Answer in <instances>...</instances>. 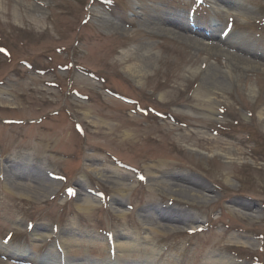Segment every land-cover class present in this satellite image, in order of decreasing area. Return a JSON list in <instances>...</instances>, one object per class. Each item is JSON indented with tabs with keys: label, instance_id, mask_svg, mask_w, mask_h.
Wrapping results in <instances>:
<instances>
[{
	"label": "rangeland",
	"instance_id": "rangeland-1",
	"mask_svg": "<svg viewBox=\"0 0 264 264\" xmlns=\"http://www.w3.org/2000/svg\"><path fill=\"white\" fill-rule=\"evenodd\" d=\"M172 20L221 51L236 52L220 38L249 50L254 64L177 38ZM262 55L264 0H0V162L39 172L20 183H55L35 195L0 176V250L22 255L0 260L151 264L152 247V264H213L218 253L264 264ZM208 67L221 79L232 69L212 103ZM162 179L209 200L162 190ZM172 208L197 221H141ZM116 231L147 242L118 253ZM62 232L72 237L64 251Z\"/></svg>",
	"mask_w": 264,
	"mask_h": 264
},
{
	"label": "bare ground",
	"instance_id": "bare-ground-1",
	"mask_svg": "<svg viewBox=\"0 0 264 264\" xmlns=\"http://www.w3.org/2000/svg\"><path fill=\"white\" fill-rule=\"evenodd\" d=\"M160 19V18H159ZM161 21V19H160ZM166 23H169L168 21H166ZM171 26L174 27V29H176V31L174 32V34L176 35L177 38H182L184 40H188L192 43H194L197 47H205V49L210 50V51H220L227 55L230 56V58L232 60H236L237 64H254L253 62L248 61V59L246 60V57H244V55L249 56V53H251L249 50H246L243 47L238 46L235 43H228L226 39H219V42H226L228 44V46H230L231 50H235L236 52H232V51H228V50H219V46L215 43V44H204L203 42H200L197 38H193L189 35H187L188 33H192V34H196L198 36H202L203 34L201 32L194 31L192 29H189L188 27L180 24L177 21L172 20V22L169 23ZM163 28V29H162ZM162 30H166L168 32H173L174 29H167L164 27H162ZM205 36V35H203ZM202 36V37H203ZM141 51V50H140ZM238 52V53H237ZM253 54V53H251ZM264 57V55H262ZM210 67H208L205 70L204 76L207 77V81H208V90L205 92V98H206V102L209 103L212 101H215L214 99L212 100L210 97V93L213 92H222V89H226L229 85L228 81L229 78H232V69L230 67H227V69L225 71H222V79L218 77V75L216 74L217 72H212L211 69H209ZM128 72H130L128 70ZM129 75L132 78H136L137 74L134 72H130ZM249 93L253 94L255 93V89L253 87H249ZM214 93V94H215ZM259 116L262 120V124L264 126V107L263 109L259 112ZM225 155V154H224ZM225 157H227L225 155ZM230 159V158H229ZM30 167V166H28ZM33 168V167H30ZM37 169V168H36ZM36 174H39L36 173ZM34 171L31 170H23L21 172H11L10 170H7L2 163L0 162V176L3 177L4 180L8 181V183H11L13 187H17V188H21V189H26L28 191H30L31 193L35 194V195H44L47 192L51 191L54 188L55 183L47 178H45L44 180L38 182V181H30L29 183L25 182L24 183H20L18 179L20 178H35L36 176ZM31 182H33L34 184L32 185ZM158 187H160L162 190H164L165 188L168 189L169 192H173V193H179V192H186V193H190L195 199H201V200H209L207 198L206 195L202 194L199 190L193 189L192 187H187L185 185L179 184V182L177 181H172L169 182L168 180H157L155 183ZM118 185H121V189H123L124 185L123 183H120ZM178 190H180L178 192ZM86 197V196H85ZM83 207H87L86 205ZM167 208V207H166ZM171 208V207H170ZM244 208V207H243ZM247 208V207H246ZM150 210H152V208H150ZM244 210V209H243ZM246 210V209H245ZM162 211V210H160ZM248 211V210H247ZM158 213V212H156ZM243 215H245L248 218H254V217H258V214L254 211L252 212H241ZM142 223L149 227V225H156V226H152L153 229H157V228H162V229H170V230H179L181 228V226L174 224V223H178V224H185L187 223H192L193 221H197V218H195V216L191 213H188V210L185 209H178V208H172V210H167V212H164L163 214L160 212V218L157 217V219L153 216H143L141 218ZM160 221V222H159ZM152 223V224H150ZM43 231V229H41ZM187 230V229H186ZM35 231V235L37 236H42V232H36V229H33V232ZM191 232L192 230H188V232ZM189 232V233H190ZM147 237L144 236H140V235H131L128 234L127 232L125 233H121L120 231H116L115 233L112 234V246L114 248V250L116 252H121V251H128L126 249V245H128L130 247V249H137L139 244L141 243V241L147 242L146 240ZM60 240L62 242V246L61 248L66 249L67 248V242H69V240H72V237L69 233L65 232L63 234V232L60 235ZM7 253L3 252L0 250V255L1 256H6L9 259H16V260H21L22 255H14L15 253H11L9 251L6 250ZM159 251L156 252L155 249H153L151 247V249H148V251L146 250L144 254H146V258L147 260L151 261V264L153 263V261H158L156 260L159 256ZM59 255H47L46 258L51 260H56L54 258L58 257ZM45 258V259H46ZM61 258V256H59V259ZM62 259V258H61ZM209 261H211L213 264H226V262L229 261V258L224 255L223 253H218V254H213V256L211 258H208ZM145 260V261H147ZM119 261V260H118ZM0 264H5L2 260H0ZM54 264V263H53ZM109 264H112V262H109ZM120 264V263H118Z\"/></svg>",
	"mask_w": 264,
	"mask_h": 264
}]
</instances>
